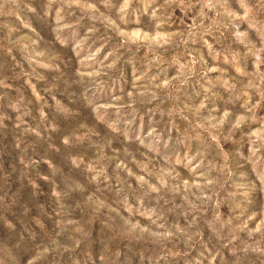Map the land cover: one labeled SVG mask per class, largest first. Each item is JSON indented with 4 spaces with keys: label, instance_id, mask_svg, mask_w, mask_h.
Wrapping results in <instances>:
<instances>
[{
    "label": "clouds",
    "instance_id": "clouds-1",
    "mask_svg": "<svg viewBox=\"0 0 264 264\" xmlns=\"http://www.w3.org/2000/svg\"><path fill=\"white\" fill-rule=\"evenodd\" d=\"M37 5L39 27L17 16L25 31L0 37L20 74L0 81V127L43 215L0 264H264V0H94L78 38L52 25L64 0ZM41 61L47 86L26 100L12 81L23 65L38 84Z\"/></svg>",
    "mask_w": 264,
    "mask_h": 264
},
{
    "label": "rangeland",
    "instance_id": "rangeland-1",
    "mask_svg": "<svg viewBox=\"0 0 264 264\" xmlns=\"http://www.w3.org/2000/svg\"><path fill=\"white\" fill-rule=\"evenodd\" d=\"M10 2L11 0H0V37H3L7 33L9 39L15 40L25 31V29L20 27L16 19L17 16H19L21 20L24 19L32 23L33 26L39 27V22L34 15L28 11L27 7H25V5L31 7H37L38 5L37 0H23V3L16 9L15 14H11L6 7ZM182 2L190 3L194 2V0H182ZM64 3L69 5V7L60 8L59 18L55 9L51 10L49 13L53 27L59 28L60 31L73 38H78L81 33L77 22L81 20V17L89 19L92 23L97 22L94 17H92L93 10L90 7L94 4V0H64ZM172 12L174 16H183L186 26L193 23L192 12H188L187 10L182 12L181 8H174ZM8 29H12V31L9 32ZM172 30L174 31L175 29ZM153 35H156V33L154 32ZM159 36L161 38H167L166 31H160ZM131 38L135 39L136 37ZM207 42L210 43L211 41L208 40ZM84 43L86 45L88 41ZM98 46L99 45H97V47ZM36 50L43 51L40 48ZM94 50V48H84L81 61L84 64L85 71H87V65L90 63L88 57ZM101 51L103 52L104 50L101 49ZM104 54L107 55V53ZM97 55H99V53H97ZM224 58V56H221V59ZM6 60V57L0 58V81H5L6 79H11L13 76L20 75L19 72L10 67V64ZM21 67L24 69L25 76L19 80H13L11 86H21L26 100L29 98L28 93H34V98H38L41 95L38 88L47 86V73L51 71L50 65L44 61L39 62V66L33 73L34 76L39 78L38 84H34L32 80H28L27 73L29 70L23 65ZM28 85H32V87H28ZM0 87H2V84H0ZM47 99L53 105L58 103L57 97L51 96ZM61 99H63V97H61ZM46 111L49 112L50 118L55 117L56 114L51 108ZM0 112L8 113V109L3 107V101H0ZM26 119L30 126L40 133L39 136L29 134L27 139L31 142L32 148L37 154H44L45 140L43 138V129L40 127L38 119L35 118L34 110L32 115L26 117ZM3 124L4 127H0V197H3L2 201H0V246L12 244L18 241L21 236L26 237V230H31L33 228L32 217L43 215L39 205L45 199L44 197H40L34 200L31 197L30 190L21 175V167L17 161V154L11 146L12 133L10 131V124L7 120H4ZM41 170H45L43 165H41ZM40 183L43 187V182ZM24 206H27L29 209L27 213L25 212ZM59 239L63 240V237ZM26 250L25 242H21L20 247L15 251L18 257H23Z\"/></svg>",
    "mask_w": 264,
    "mask_h": 264
}]
</instances>
